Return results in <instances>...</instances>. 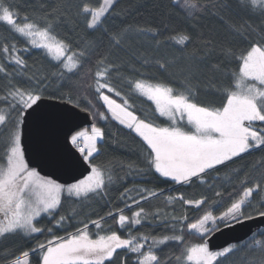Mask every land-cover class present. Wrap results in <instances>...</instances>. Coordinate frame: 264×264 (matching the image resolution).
I'll return each mask as SVG.
<instances>
[{
	"label": "snow or ice",
	"instance_id": "6c2138e0",
	"mask_svg": "<svg viewBox=\"0 0 264 264\" xmlns=\"http://www.w3.org/2000/svg\"><path fill=\"white\" fill-rule=\"evenodd\" d=\"M171 3L192 19L210 8L230 7L217 0H171ZM116 4L117 0H100L94 6L89 0H82L76 16L83 19L89 30L103 29ZM235 6L242 12L264 17V0H235ZM57 19L45 16L37 20L22 14L15 0H0V25L22 38L25 44L23 47L15 42L0 45V81L3 82L0 86V129L3 130L0 239L19 235L27 241V247L18 254H6L4 264H223L221 258L232 253L236 245L211 250L212 237L246 222L264 219V199L257 203L253 198L254 193L264 192L261 182L249 184L246 178L241 180V188L230 206L214 214V205L220 202L215 198H223L225 193L215 187L214 180L208 179L246 155L264 153V35L249 40L247 47L224 50L225 63L213 68L218 75L205 85L207 94L217 99L204 100L200 99L199 84L194 83L198 76L192 65L182 69L184 82L179 86L139 69H134L131 76H124L120 64L109 58L112 49L124 46L123 33H108L109 51L97 54L94 43L73 48L70 41L59 37L55 30ZM248 27L251 29V25ZM136 31L151 34L157 47L170 42L183 50L192 40L183 30L168 33L164 40L156 27L142 26ZM30 49L43 50L58 66L54 75L60 78L79 75L84 63L91 62L95 56L89 69L92 81L89 87L95 99L106 108L111 119L131 130L142 142L144 166L128 164L129 174L143 176L147 171L176 185L199 182L212 195L186 199L183 194H164L163 189L126 186L120 193V204L110 207L105 215L78 220L75 211L64 214L65 194L81 201L108 197L114 183L112 170L96 162L102 155L100 142L104 141V131L95 124L91 126V135L69 129L65 140H70L80 154L79 163L90 171L78 182L58 183L29 167L23 143L26 129L31 123H39L50 110L53 116L68 121L78 116L74 109L88 112L93 119L98 116L106 121L109 116L96 109L91 101V108L86 109L72 96L49 90L47 78L28 76L33 82L30 87L17 83L29 70L25 54ZM147 63L145 60L144 64ZM155 63L165 74L176 67L174 61ZM116 80L121 82V88L127 87L130 93L150 101L152 107H141L137 114L128 93L122 94ZM109 94L119 97L120 102ZM162 194L166 204L179 201L183 206L199 210L200 215L190 221L186 212L176 216L159 207H144ZM157 225L164 231L155 234L144 231L145 227ZM186 234L196 236L199 242L186 240ZM260 237L255 238L254 234L249 247L264 251V232ZM162 245L178 247L179 254L169 253L162 258L157 251Z\"/></svg>",
	"mask_w": 264,
	"mask_h": 264
},
{
	"label": "trees",
	"instance_id": "16d2710c",
	"mask_svg": "<svg viewBox=\"0 0 264 264\" xmlns=\"http://www.w3.org/2000/svg\"><path fill=\"white\" fill-rule=\"evenodd\" d=\"M81 2L82 0H15L22 14L27 13L37 20L45 16L58 17L55 24L56 33L59 37L70 41L73 48H83L89 43H94L97 54L106 53L109 51L107 34L123 33L124 46L120 49H112L109 58L115 59L120 64L121 74L124 76H131L134 74V69H139L141 73L153 78L170 80L179 86L184 82L182 69L185 65H192L198 76L194 83L199 84L200 99L204 100L217 99L207 94L209 90L205 85L208 80L218 75L213 71V68L218 64L223 66L225 63L224 50L229 47H247L249 40L264 35V17L240 11L235 6V0H217V3L230 5V7L210 8L199 14L196 19L187 17L181 10L173 7L171 0H117V4L114 5L115 10L106 18L103 29L96 31L87 29L83 19L76 16L77 8ZM89 2L95 6L99 4L100 0H89ZM221 16L224 19H221ZM230 25L239 31H233ZM249 25H251V29H249ZM142 26L158 28L161 40H164L168 33H175L177 30H183L190 34L192 40L183 47V50L180 45L170 42L157 47L151 34L136 31L138 27ZM5 42H15L19 47L25 46L22 38L0 25V45ZM25 59L29 64V70L25 76L18 78L17 83L21 86H32L33 82L27 79L28 76L47 78L46 83L49 90L72 96L86 109L91 108L89 104L91 101L96 109L109 116L106 121L101 120L98 116L95 119L91 116L93 124L101 127L105 134L104 141L100 142L102 155H99L96 162L107 165L112 170L114 183L108 197L81 201L65 195L62 198L64 214L70 215L75 211L78 220L105 215L110 207L115 208L120 204L119 196L126 186L129 188L163 189L164 194H183L186 199H199L202 196L212 195L207 186L199 182L191 185H176L174 182L158 179L155 174L147 171L143 176L135 173L129 174L128 164L144 166L141 154L142 142L131 130L111 119L106 108L95 99L94 92L89 87L92 82L89 69L94 63L95 56L92 57L91 62L84 63L83 71L79 75L68 74L64 78L54 75L59 70L58 66L41 49H30L25 54ZM145 60L149 63L144 64ZM157 60L174 61L176 67L170 68L167 74L161 73L155 63ZM115 82L117 87L121 88V82L118 80ZM2 83L0 81V86ZM121 90L122 94L128 93V100L135 106L137 114L141 107L145 109L152 107L150 101L130 93L127 87H123ZM109 95L120 102L119 97H115L113 94ZM2 135L3 130L0 129V136ZM2 154L3 144L0 143V155ZM262 163H264V153L257 151L252 155H246L243 159H238L227 169L208 177L209 180H214L216 188L225 193L223 198H215L220 202L214 205V214H219L230 206V201L241 188V180L246 178L249 184L261 182L264 186ZM253 198L259 203L261 199H264V192L260 195L254 193ZM144 207H159L176 216H181L186 212L190 221L200 215L199 210L183 206L179 201L166 204L163 194L159 199L145 203ZM44 223L47 225V220ZM144 231L155 234L164 230L157 225L156 228L145 227ZM261 232H264V227L254 233L255 238H261ZM253 235L246 241L235 244V250L227 257L221 258L223 264H264V251L249 247ZM185 239L194 243L199 242L196 236L187 234ZM26 247L27 241L19 235L0 239V264H4L6 254H18ZM157 251L164 258L169 253L179 254L180 249L176 246L162 245Z\"/></svg>",
	"mask_w": 264,
	"mask_h": 264
},
{
	"label": "water",
	"instance_id": "95a60500",
	"mask_svg": "<svg viewBox=\"0 0 264 264\" xmlns=\"http://www.w3.org/2000/svg\"><path fill=\"white\" fill-rule=\"evenodd\" d=\"M63 108V105H59ZM78 116L64 120L49 114L39 123H31L24 137L25 159L29 167L35 168L42 176L58 183H75L85 178L89 171L81 166L80 154L65 137L69 129L79 131L93 125L91 115L86 111L74 109ZM264 227V219L258 218L246 222L243 226L217 233L209 241L211 250H218L228 244H239L250 238L257 230Z\"/></svg>",
	"mask_w": 264,
	"mask_h": 264
},
{
	"label": "rangeland",
	"instance_id": "374dc122",
	"mask_svg": "<svg viewBox=\"0 0 264 264\" xmlns=\"http://www.w3.org/2000/svg\"><path fill=\"white\" fill-rule=\"evenodd\" d=\"M110 115V114H109ZM117 122V121H116ZM123 126V125H122ZM79 131H87L89 135H91V127L90 128H83ZM41 175V174H40ZM42 176V175H41ZM47 178V177H46ZM86 178V177H85ZM48 179H51V178H48ZM66 195V194H65Z\"/></svg>",
	"mask_w": 264,
	"mask_h": 264
}]
</instances>
